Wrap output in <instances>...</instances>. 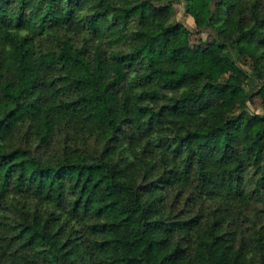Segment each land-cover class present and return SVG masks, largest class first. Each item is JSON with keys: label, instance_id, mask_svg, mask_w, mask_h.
I'll list each match as a JSON object with an SVG mask.
<instances>
[{"label": "clouds", "instance_id": "1", "mask_svg": "<svg viewBox=\"0 0 264 264\" xmlns=\"http://www.w3.org/2000/svg\"><path fill=\"white\" fill-rule=\"evenodd\" d=\"M0 264H264V0H0Z\"/></svg>", "mask_w": 264, "mask_h": 264}]
</instances>
